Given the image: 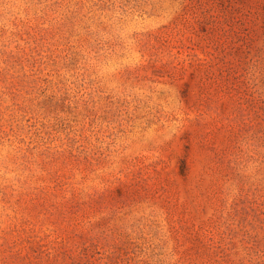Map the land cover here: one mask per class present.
Masks as SVG:
<instances>
[{
  "label": "rangeland",
  "instance_id": "1",
  "mask_svg": "<svg viewBox=\"0 0 264 264\" xmlns=\"http://www.w3.org/2000/svg\"><path fill=\"white\" fill-rule=\"evenodd\" d=\"M0 264H264V0H0Z\"/></svg>",
  "mask_w": 264,
  "mask_h": 264
}]
</instances>
